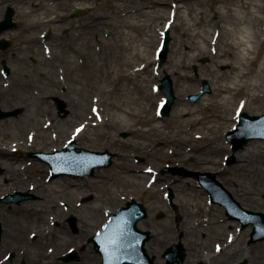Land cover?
Returning a JSON list of instances; mask_svg holds the SVG:
<instances>
[{
	"label": "rangeland",
	"instance_id": "1",
	"mask_svg": "<svg viewBox=\"0 0 264 264\" xmlns=\"http://www.w3.org/2000/svg\"><path fill=\"white\" fill-rule=\"evenodd\" d=\"M27 1L0 0V20L4 18L5 10L8 7H12L15 10L14 18L17 22L14 28L1 35L11 40L12 44L7 51H4L5 55L0 61L4 60V64L14 70V75H16V78L20 77V82L29 81V84L33 85L32 92H37V89L41 88L35 86V83L42 84L41 80L43 79L45 81L44 84L50 85L51 83L54 87L51 93L53 110L50 113H46L47 110L40 108L42 111H37V118H35L38 125L26 123V117L23 115L18 116L16 119H11L10 124L5 125L4 130H2L4 139L0 142L7 153H12L13 143L25 153L31 149L53 150V148L58 146L61 148L62 145L59 142L67 141L76 129L75 127L89 123L87 131L85 133L82 131V133L78 134V140L75 141L88 149L108 150L114 153L112 164L109 167L97 168L93 175H89L88 177L94 182L88 181L87 177L85 180L79 178L78 181L74 178L76 181L73 182V177L59 176L51 184L53 188H59L60 190L65 189L68 186L67 184L71 186L70 183L83 185L86 188V197H93L94 203L99 205L101 226L108 219L109 211L110 213L117 211L119 207L123 206L131 198H135L147 205L150 223L153 221L155 214L164 213V218L159 220V222L163 224L166 230H170V233L175 230V219H186L185 223L188 226L199 218L206 219L205 222L209 223H222L221 221L226 219L224 208L220 204L209 202L208 191L200 185L198 177L164 172L166 167L176 166L177 168L193 171L216 172L218 179L224 185H227L225 184V179L230 177L231 182L227 186L230 190H234L235 183H238L241 192L240 202L247 208L264 212V200L261 198L264 194V139L250 141L240 151L239 162L226 166L224 158L227 149L225 147L219 149V147L228 144L226 133L233 128L217 127L210 136L212 138L210 140L198 137L196 134L204 133V130H200L196 125L187 124L186 120L189 116L184 115L178 119L173 118L174 115L172 113L177 104L178 96L172 106L170 115L160 116L159 111L158 116L161 118L154 120L155 123L161 126L160 129L162 131H154L151 134L136 132L132 117L121 110L122 108L135 110V105L129 102L123 92L122 94L107 92L111 88L108 80L99 78L98 75H101V71L88 67L84 62L86 57L83 53L88 52V44L90 47L92 45L101 47V44H103L102 48L105 54L110 52L118 53L119 50L117 49L120 45L122 47L124 44H130L137 50L149 52L152 57L156 45L162 43V33L165 31L162 32L160 29L162 19H157L162 13L161 6L157 7L153 3L150 4L156 8L147 9L149 15L145 17L142 16V13H147L146 10L140 14L129 13L134 7L125 9L118 14L116 13L117 10L113 13H106L108 12L107 10H105V13H98V11L93 10V6L106 7L109 4H113V1L109 3L108 0H61L60 8L53 7V4L56 5L55 0H34V2L40 4L42 12L47 11L43 15L45 19V15L50 13L55 12L58 16L61 15V12L67 13L65 17L59 18L60 21L57 22L59 26H81L83 28L93 26L92 29L96 33L94 32L93 38L89 39V36L82 33L78 34L77 31L74 34L71 33L70 29L57 28L54 34H50L49 28L51 25L47 22L35 23L34 20H36L37 16L34 13L25 12L29 6V4H26ZM218 1L204 0L202 5L192 6L190 11L185 9L184 13H179L178 15L177 28L170 29L172 34L170 49L175 45L176 39L178 40L182 36L180 32L184 28L189 32L192 31V36H195V33L197 34L194 41L191 42L192 46H194V50L191 53L198 56H195L189 65L188 73L191 76L189 80L177 78L175 71L167 64L169 57L164 63L159 65L156 56L157 63L151 64V68L155 66L159 69V73L155 70L151 71V74L157 77L155 83L160 84L162 77L169 73L171 77L176 78L173 83L174 89L177 91L180 88V91L183 92V97L180 99L183 104H198L203 100L204 96H210L214 93L216 82L221 83L223 80L222 75L225 69L221 64L223 59L220 57L218 47L225 48V45L228 44L230 40L228 25L234 21L235 16L230 5L226 6L218 3ZM76 8L83 9L85 13L77 17L73 16ZM99 12H101V9H99ZM259 14L255 24L257 30L262 33V28H264V8ZM100 16H106L104 23L109 24V27L98 25L97 21H99L98 18ZM120 24L122 28L117 27ZM121 31H124L126 35L120 36ZM152 35L154 38H152ZM205 36L209 37L210 42L207 44L203 42V37ZM70 45H73L79 51L77 53L71 52ZM121 52L125 53L124 50H121ZM97 56L100 62V58L103 56ZM90 74L95 76L90 77ZM144 75L141 76L145 77ZM45 76L51 79L52 82L46 80ZM11 77H13V74H10ZM8 79L5 78L6 82ZM204 79L209 81L212 91L206 93L197 101L191 100L189 96L201 89ZM146 81V79H143L141 83L145 82L148 84L149 81ZM63 87L67 91L66 96L65 92L62 94L60 90ZM135 88L138 90L137 93L145 94L142 88ZM27 89L26 87L24 89L21 88V98L30 102L29 90ZM56 89L59 90L61 97L64 99L62 100L67 106V110L64 112L59 109L58 103L56 104L58 112L61 113L60 115L55 111V101H53L54 97H56L55 95H57ZM153 90L157 91L156 87ZM162 96L161 92L154 95L151 100H145L144 106L146 109H150L155 113V107ZM238 100L239 98H237V102ZM262 103L264 102L255 103V106L261 107ZM21 104L26 105L24 103ZM235 106L234 101L231 102L228 113H234L233 108ZM245 112L259 115L263 114L264 110L260 111V113L249 110ZM205 114H212L211 110H207ZM103 115H105L104 119ZM30 116L32 117V114ZM12 120L14 121L13 124ZM56 120L57 123L55 125L54 122ZM219 122L220 120H215L212 124L218 126ZM52 123L57 127H52ZM183 126L185 131L189 133V138L181 143L173 141L172 135L177 133L178 128ZM42 132L47 133L42 135ZM124 133H126V136L123 137ZM159 133L162 139L153 141L151 137L159 135ZM184 136L185 134L178 137L180 139L187 138ZM57 140L59 141L57 142ZM43 142H48L46 145L49 148L41 145ZM36 165L37 163L33 162L26 170L39 169V165ZM128 167H143L153 171L149 173L136 171L129 175L125 172ZM154 170H158V177L151 181L150 176L152 174L154 178L156 176ZM141 173L145 177L138 178L137 175ZM100 174H103V176L99 177ZM124 176L131 183L126 180L123 184H117V181H119L117 179ZM179 178L183 182L175 185V181ZM26 182H29V180ZM112 184L119 186L114 188L115 192H112ZM169 188H172L175 193L173 204H170L167 198ZM112 194H114V197L117 195L121 197L120 201H118L121 203L115 204L111 198ZM252 197L256 199L257 203L249 202L252 201ZM60 198L62 197L59 196L57 199ZM93 200L87 201L86 204H91ZM70 203H72L71 200ZM88 211H90L89 206L85 209V213H88ZM93 228H96V226ZM249 229V227L245 229V237ZM254 247L256 253L264 255L263 245L261 246V244L257 243ZM262 258L261 264H264V256Z\"/></svg>",
	"mask_w": 264,
	"mask_h": 264
},
{
	"label": "flooded vegetation",
	"instance_id": "2",
	"mask_svg": "<svg viewBox=\"0 0 264 264\" xmlns=\"http://www.w3.org/2000/svg\"><path fill=\"white\" fill-rule=\"evenodd\" d=\"M4 42L0 35V59H3L4 51L12 44L10 40L7 48H4ZM10 74L13 77L10 78ZM5 78H9L7 82ZM45 79L52 82L47 76ZM43 80L42 84L35 83V86L41 88L32 92L33 85L29 81L20 82V77L16 78L11 67L6 75L4 60L0 61V142L4 139L2 130L5 125L10 124L11 119L23 115L26 123L38 125L35 120L36 112L43 109L50 113L53 110L51 93L54 87L51 83L44 84ZM24 87L29 90L30 102L21 98V88ZM60 90L66 96V89L63 87ZM56 91L53 101L55 111L59 114L56 104L63 98L59 90ZM14 110H19L20 113L4 116V113ZM13 122L12 120V124ZM2 145L0 143V264H103L97 239L100 209L93 197H86V188L78 184H67L62 190L53 188L52 181L59 176L68 177V172H54L48 160L42 161L35 153H21L19 148L7 153ZM238 160L236 157L233 163H226L232 165L238 163ZM33 162L37 163L36 166L39 165V169L27 171ZM229 182L231 178L227 177L225 184L228 185ZM227 185L225 186L228 188ZM234 190H230L231 195L240 201L238 183H235ZM59 196L62 198L57 199ZM261 198L264 200V196ZM92 200L91 204H86ZM255 200L252 197L249 202L257 203ZM88 206L90 211L85 213ZM159 220L161 219L155 214L151 223L149 215L139 221L138 225L142 229L152 230L145 237L146 255L141 254L130 260L119 259L118 263L261 264L263 260L264 255L256 253L254 246L264 240L251 242L252 229L245 237L239 220L226 218L222 223H209L205 222L206 219L199 218L188 226L186 219H175V230L171 233ZM227 221L238 222L237 227L226 224ZM176 244H180L178 247L182 249L183 258L174 254L166 256V250Z\"/></svg>",
	"mask_w": 264,
	"mask_h": 264
},
{
	"label": "bare ground",
	"instance_id": "3",
	"mask_svg": "<svg viewBox=\"0 0 264 264\" xmlns=\"http://www.w3.org/2000/svg\"><path fill=\"white\" fill-rule=\"evenodd\" d=\"M55 1L56 5L53 4V7L60 8L61 0ZM111 1H113V4H109L106 7L93 6L92 8L94 11H98V13H105V10L108 11L106 13H113L115 10H117L116 13L118 14L122 13L125 9L134 7V9H131L129 13L140 14L142 11L146 10L147 13H142V16L148 17L149 13L147 9H153L154 6H161L162 13H160L157 19H162L160 28L162 31L168 28V22H171V25H169L170 29L177 28L176 21L178 19L179 13H184L186 11L185 9L190 11L192 6L202 5L204 3V0H108L109 3ZM152 3L155 5L151 6L150 4ZM218 3L226 6L230 5L235 16L234 21L228 25V32L230 34V40L228 41V44L225 45V48L220 46L218 47L220 57L223 59L221 64L225 69L222 75L223 80L221 83L216 82L214 85V93L212 95L204 96L203 100L196 105L183 104V102L180 100L183 97V92L180 91V88H178L175 94L178 96L177 104L175 105L172 113L174 115L173 118L176 119L184 115L187 117L189 116V118L186 120L187 124L193 126L196 125L200 130H204V133L200 132L196 135L200 138H208L209 140L212 139L210 136L214 133L217 127L224 126L223 128H233L237 124L239 114L243 110L255 111L258 113L264 110V103L261 104V107L255 106V103L258 104L259 102H264V28H262L263 30L261 33L259 30H257V26L255 24V21L260 15L259 13H261L262 8H264V0H219ZM26 4H29V6L28 10H25V12L34 13L35 16H37L36 20H34L35 23L41 24L47 22L49 25H51L49 28L50 34H54V32L57 31V28L64 30L70 29L71 33L74 34V32L77 31L78 34L82 33L87 35L90 39L93 38L94 32L96 33V31L92 29L93 26L87 28H83L81 26H59L57 25V22L60 21L59 18L65 17L67 13L61 12L60 16H58L55 12L50 13L45 15V19L43 15L46 14L47 11L42 12V8H40L39 3L34 2V0H28ZM99 9H101V12H99ZM105 18L106 16H100L98 18L99 21H97L98 25L109 27V24L104 23ZM118 26L121 27V24L117 25V27ZM191 32L192 31L189 32L185 28L180 32L182 36L178 40L176 39L175 45L170 50L169 59L167 62L170 68L173 69L177 74V78L181 80L190 79L191 76L190 73H188L189 65L192 63V60H194V57L198 56L191 53L194 50V46H192L191 42H193L197 36L196 33L194 34L195 36H192L193 33ZM122 35H126V33L121 31L120 36ZM152 38H154L153 35ZM203 42L206 44L210 42L209 37H203ZM102 46L103 44H101V47L96 45H92L90 47L88 44V52L83 53L86 57L84 62L88 65V67H92L101 71V75H98L99 78L108 80L109 84H111V88L108 91L105 89L107 92L117 94H122L123 92L128 98L129 102H132L135 105V110L123 108L121 110L127 112V114L132 117L134 122L133 125L136 126V132H146L151 134L154 131H162V129H160L161 126L155 123L154 120L161 118L158 116V112L164 97L162 96V98H160L158 101V104L155 107V113H153V111L150 109L147 110L144 106V103L146 102L145 100H151L152 97L154 98V95L161 93L157 88L158 84L155 83L157 77L151 74V71L153 70L159 73V69L155 66H152L151 68V64L157 63L156 56L160 43H158L154 48V54L152 57L149 52H146L145 50H137L130 44H124L122 47L120 45L117 49L119 50L118 53L110 52L108 54L103 52ZM70 50L71 52L75 53L79 51L73 45H70ZM121 50H124L125 53H122ZM190 54L191 56H189ZM97 55L103 56L100 58V62ZM189 58L191 59L190 61ZM143 74H145V77L141 76ZM94 76V74H90V77ZM143 79H146L149 81V83H141ZM173 80L175 82L176 78L173 77ZM135 87L142 88L145 94L141 95L137 93L138 90ZM155 87L157 91L153 90ZM237 98H239L238 102ZM233 101L236 106L233 108L234 113L230 114L228 111L230 109V103ZM207 110H211L212 114H205ZM104 118L105 115H103V119ZM215 120H220L218 126H214L212 124L215 122ZM56 123L57 120L54 122V124L56 125ZM88 124L89 123L82 125L81 127H75L76 129L69 137V140L72 138L78 140V134L82 133V131L85 133L87 131ZM55 125L52 123V127H57ZM46 133L47 132H42L41 134L46 135ZM183 134H185L187 138L180 139L178 136ZM172 137L173 141L181 143L182 141H185V139L189 138V133L185 131V127L183 126L178 128L177 133H174ZM151 139H153V141H159L162 138L159 133V135H155L151 137ZM58 141L59 140H57V142ZM68 141H62L59 142V144L64 146V144ZM47 143L48 142L43 143L45 148H49L46 145ZM222 147L227 148V146L224 145L220 146L219 149H222ZM55 148L60 149L59 146ZM136 171L146 173V171L150 170H146V168L143 167H128L125 170L126 174L129 175L135 173ZM142 173L137 175V177H145V175ZM156 173L157 176H155V178L152 175V178L150 176L151 180H154L156 177H158V172ZM101 175L103 176V174H100L99 177ZM86 179H89L88 181L90 182H94V180L89 177ZM117 180H119L117 181V184H123L126 180L131 183V181L127 179L126 176ZM72 181L75 182L76 180ZM182 182L183 181L179 178L175 181V185H178ZM117 184H112V192H115L114 188L119 187ZM111 198L115 204L121 203L118 202L121 199V197L118 195L114 197V194H112ZM260 244L264 247V242H260Z\"/></svg>",
	"mask_w": 264,
	"mask_h": 264
},
{
	"label": "water",
	"instance_id": "4",
	"mask_svg": "<svg viewBox=\"0 0 264 264\" xmlns=\"http://www.w3.org/2000/svg\"><path fill=\"white\" fill-rule=\"evenodd\" d=\"M5 19L0 22V32L1 31H6V29L12 27L14 25V20H12L13 13H15L14 9L9 7L6 12ZM83 11L79 10L74 13V15L77 17V15L82 14ZM170 41H171V36L169 31L165 32V39L163 43V48L161 50V55H160V64L164 63L168 57V53L170 50ZM160 88L164 92L167 100L163 105L162 108V114L164 115H169L172 105L175 101V93L173 89V84L172 80L170 78V75H167L165 78L162 79V85H160ZM207 91H210V85L207 80L203 81V90L200 93H196L191 95L190 97L194 100L199 99L204 93ZM228 136L232 139V142L234 144V149H238L243 146L244 143H247V141L251 138H254L255 136H260L264 137V115L263 116H257V115H249L247 112H243L241 114V120L240 123L234 132H229ZM78 145L76 142H73L72 145L68 149V153L73 154ZM84 150V151H83ZM81 152L84 153H89V156L95 157L94 159H85V168L89 169V172L95 171L94 168L97 167H105L109 166L112 163V156L114 154L110 153L109 151L105 152H91L90 150H86L84 148H81ZM90 163V164H88ZM178 171L177 169H174ZM199 174V173H198ZM203 176L209 177L212 181H216L215 177L212 175H207L203 174ZM211 176V177H210ZM217 182V181H216ZM210 184V183H209ZM219 186L222 187L220 183L217 182ZM129 205L131 207H134L137 209V214L134 215V218L138 220L141 216H146V209L143 207V205L136 203L135 200L131 202ZM232 206V205H231ZM237 209L241 212V215H243L244 218L249 219V218H257L260 221L258 223H255L256 228H262L264 227V213L263 212H255V211H250L242 208L240 205L236 206ZM128 208H123L121 211V214L119 216V219L121 220H126L127 213L129 214V211L127 210ZM233 210V209H232ZM227 212L229 214L232 213L230 206L228 205L227 207ZM233 215V214H232Z\"/></svg>",
	"mask_w": 264,
	"mask_h": 264
}]
</instances>
